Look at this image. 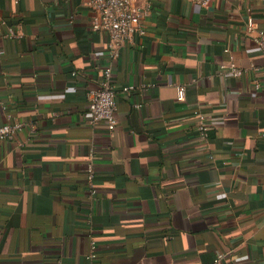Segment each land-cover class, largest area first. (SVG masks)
<instances>
[{"label":"crops","instance_id":"0c3cea01","mask_svg":"<svg viewBox=\"0 0 264 264\" xmlns=\"http://www.w3.org/2000/svg\"><path fill=\"white\" fill-rule=\"evenodd\" d=\"M135 1L146 32L111 59L86 0H0V125L26 123L0 140V264H92V240L96 264H264V55L247 30L264 0ZM107 65L113 130L84 115Z\"/></svg>","mask_w":264,"mask_h":264},{"label":"built area","instance_id":"2783aa9c","mask_svg":"<svg viewBox=\"0 0 264 264\" xmlns=\"http://www.w3.org/2000/svg\"><path fill=\"white\" fill-rule=\"evenodd\" d=\"M195 1L200 4H207L210 0ZM86 2L94 10L91 20L92 29L96 31L103 30L109 34L108 52L111 59L119 57L121 49L129 42H132L135 34H144L146 32L142 19L150 8L149 4L142 6L135 0H86ZM16 27L17 29L13 25H9L7 35L20 37L18 30L20 25L18 24ZM247 30L254 34L255 41L259 44L264 55V28L258 27L255 19L249 16L247 19ZM228 66L230 72L235 76H241L245 71L233 60ZM135 89L136 86L132 84L124 86L122 90L130 93ZM184 98L185 86H177V99L183 100ZM116 109V90L112 81V67L107 65L104 68L102 80L88 92V107L84 115L89 122H104L110 130H113L119 122ZM197 115L199 116L198 130L201 136L206 139L209 137L207 116L199 112H197ZM25 125L26 123L19 119L0 125V140L14 139L17 132L22 130ZM95 175L94 164L90 162L87 167V181L93 196L97 194V189L94 186ZM91 247L88 257L92 264H96L98 254L95 251V240L91 241Z\"/></svg>","mask_w":264,"mask_h":264}]
</instances>
